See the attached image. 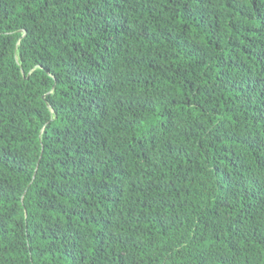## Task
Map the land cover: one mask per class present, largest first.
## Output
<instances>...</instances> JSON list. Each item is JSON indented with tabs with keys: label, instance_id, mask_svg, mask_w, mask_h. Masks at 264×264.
<instances>
[{
	"label": "trees",
	"instance_id": "obj_1",
	"mask_svg": "<svg viewBox=\"0 0 264 264\" xmlns=\"http://www.w3.org/2000/svg\"><path fill=\"white\" fill-rule=\"evenodd\" d=\"M0 264H264V0H0Z\"/></svg>",
	"mask_w": 264,
	"mask_h": 264
}]
</instances>
